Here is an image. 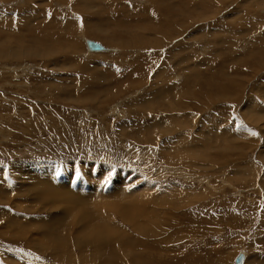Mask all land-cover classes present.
<instances>
[{"label": "rangeland", "instance_id": "374dc122", "mask_svg": "<svg viewBox=\"0 0 264 264\" xmlns=\"http://www.w3.org/2000/svg\"><path fill=\"white\" fill-rule=\"evenodd\" d=\"M71 199L125 237L46 240ZM99 254L264 264V0H0V264Z\"/></svg>", "mask_w": 264, "mask_h": 264}, {"label": "bare ground", "instance_id": "6f19581e", "mask_svg": "<svg viewBox=\"0 0 264 264\" xmlns=\"http://www.w3.org/2000/svg\"><path fill=\"white\" fill-rule=\"evenodd\" d=\"M27 18V17H26ZM66 22V21H65ZM87 41H93V40H90V39H85V46H86V42ZM93 42H97V41H93ZM98 44H100L103 48H104V50H100V51H90V50H88V48H87V46H86V49H87V51L89 52V53H107V52H113L111 49H108V48H106L105 46H103L101 43H99V42H97ZM22 45V44H21ZM31 166V165H30ZM34 167V166H33ZM18 168V167H17ZM23 168V167H22ZM24 176V175H23ZM22 176V177H23ZM38 179H40V178H38ZM20 182V181H19ZM43 182H40V181H38L36 184H37V195H35V197L36 196H38L39 198H44V197H46L45 196V192H50L51 193V195L52 196H47V197H49L51 200L52 199H55L56 197L58 198V196H57V194L58 193H54V192H52V191H50V188H48L46 185H44V184H42ZM44 188V189H43ZM25 189V188H24ZM30 190V189H29ZM28 190V191H29ZM40 190V191H39ZM26 191H27V189H26ZM31 191V190H30ZM32 191H33V189H32ZM28 194V193H27ZM59 194H61L62 195V193H59ZM58 194V195H59ZM60 195V196H61ZM59 196V197H60ZM64 196H66V195H64ZM34 197V198H35ZM4 199V198H3ZM36 199H38V198H36ZM47 199V198H46ZM142 199V198H141ZM50 200V201H51ZM72 200V199H71ZM140 200V199H139ZM64 201H66L67 203H69L70 201H68V199H65ZM148 200H145L144 198H143V201H141V202H147ZM42 202H44V201H42ZM49 202V201H48ZM72 204H73V206H75V208H66L65 210H64V212L62 211V213H63V217L62 218H60L59 220H57L56 219V221H54L52 224H47V225H42L41 224V227L40 226H38L39 227V229H41V230H44V231H42L41 232V235L43 236H45V238H46V240H47V238H49L50 236L52 237V239H50V240H52V241H54L56 238H58L59 237V239L60 240H62V242H60V243H63V244H66L68 241L69 242H71V241H73L74 242V245L77 247V246H79V247H81V249L80 250H85V249H87V250H111L112 249V246L114 245L115 246V243L118 241V240H120L121 241V239H123L124 237H125V235L123 234H120L119 233V229H117V227H116V229L115 228H112V230H110V228H107V229H105V227H107V226H100L101 228H99V226L98 225H96V226H93V222H94V220L97 218V217H100V215H101V212H98V213H95V212H89V211H86L85 209H84V205H81L80 204V202L79 203H77L75 200H72ZM45 203V202H44ZM51 203V202H50ZM48 204V203H47ZM70 204V203H69ZM204 204V203H203ZM178 209V208H177ZM176 210V209H175ZM199 210V209H198ZM33 211V210H32ZM152 212V211H151ZM150 212V213H151ZM173 212V211H172ZM234 212V211H233ZM143 213V212H142ZM7 214V213H6ZM146 214V213H145ZM2 215V214H1ZM149 215V213H147V215L146 216H148ZM168 215V214H167ZM7 216V215H6ZM142 216H144V215H142ZM145 216V217H146ZM159 217H160V215H158ZM8 217H10V214H9V216ZM149 217V216H148ZM155 217V219L157 218V216H154ZM172 217V216H171ZM11 218V217H10ZM19 218V217H18ZM21 218V217H20ZM17 219V220H12L11 222V224L9 225V226H7V227H19V225L21 224L20 222H21V219ZM144 218V217H143ZM152 218H153V216H152ZM183 218H185V216L183 217ZM70 219H73L75 222H76V224H77V228H76V230H75V234L73 235V236H69L68 234H67V231H66V225L69 223V222H67V221H69ZM139 219H140V217H139ZM139 219H137V220H139ZM142 219V218H141ZM146 220L147 219H149V218H145ZM176 219V218H175ZM221 219V218H220ZM11 220V219H10ZM135 220V219H134ZM134 220H130V221H127L125 224H127V225H129L132 229H137L139 232H141L142 233V236H147L144 232H149V233H151L150 231H149V229H148V227H145V225H144V228H143V224L144 223H141V221H139V222H135ZM145 220V221H146ZM153 220V219H152ZM151 220V221H152ZM156 220H158V219H156ZM177 220H179V218L177 219ZM182 220V219H181ZM180 220V221H181ZM236 220V219H235ZM143 221V220H142ZM148 221V220H147ZM150 221V222H151ZM173 221V220H172ZM6 222V221H5ZM149 222V221H148ZM153 222V221H152ZM176 222V221H175ZM178 223V222H177ZM9 224V223H8ZM162 224V223H161ZM70 225V224H69ZM69 225H68V228H69ZM152 225V224H151ZM71 226V225H70ZM150 226V225H149ZM22 227V226H21ZM20 227V228H21ZM26 227V226H25ZM121 227V226H120ZM151 227V226H150ZM25 229V228H24ZM133 230V231H136V230ZM151 229V228H150ZM13 230H15L14 228H13ZM13 230H11V231H13ZM70 230V229H69ZM68 230V231H69ZM73 230V229H72ZM65 231V233H66V235H64L63 234V232ZM93 231V232H92ZM16 232V231H15ZM40 232V231H39ZM105 232H110L111 234H112V237L110 238V239H105L104 238V233ZM121 232V231H120ZM154 232V231H153ZM157 232V231H156ZM123 233V232H122ZM137 234H138V232H136ZM141 233H140V235H141ZM12 234V233H11ZM63 234V235H62ZM139 235V236H140ZM5 237V236H4ZM50 237V238H51ZM55 237V238H54ZM11 238V237H10ZM58 240V239H57ZM56 241V240H55ZM29 242V241H28ZM50 243V242H49ZM124 243V242H123ZM62 244V245H63ZM35 246V245H34ZM50 246H52V247H55L56 246V244H52V245H50ZM59 247H60V245H59ZM121 248H123V246H121ZM124 248H125V246H124ZM123 248V249H124ZM52 250H57V248L55 247V249H52ZM73 250H75V249H73ZM59 254V253H58ZM102 256H103V254H99V255H97L96 257H95V259L91 262V264H97V262L95 263L94 261L95 260H100V259H102L103 260V258H102ZM59 257V256H58ZM244 255L242 254V259H241V262H240V264H243V262H244ZM119 258V257H118ZM246 258V257H245ZM79 261V260H78ZM80 261H81V264L82 263H84V261H83V259H81L80 258ZM84 264H86V263H84ZM101 264V263H100ZM234 264H235V260H234Z\"/></svg>", "mask_w": 264, "mask_h": 264}, {"label": "water", "instance_id": "95a60500", "mask_svg": "<svg viewBox=\"0 0 264 264\" xmlns=\"http://www.w3.org/2000/svg\"><path fill=\"white\" fill-rule=\"evenodd\" d=\"M86 46H87L88 50H90V51L104 50V48L100 44H98L97 42H93V41H87ZM241 259H242V254H238L235 257V264H240Z\"/></svg>", "mask_w": 264, "mask_h": 264}, {"label": "snow or ice", "instance_id": "6c2138e0", "mask_svg": "<svg viewBox=\"0 0 264 264\" xmlns=\"http://www.w3.org/2000/svg\"><path fill=\"white\" fill-rule=\"evenodd\" d=\"M253 135H256V133H252ZM79 172L77 171V177H79ZM105 183H107V179L105 180Z\"/></svg>", "mask_w": 264, "mask_h": 264}]
</instances>
